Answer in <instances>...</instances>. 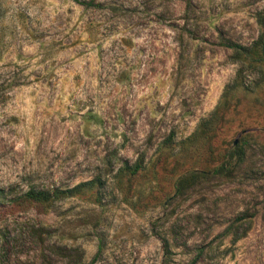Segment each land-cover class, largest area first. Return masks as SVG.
Listing matches in <instances>:
<instances>
[{"label": "rangeland", "instance_id": "rangeland-1", "mask_svg": "<svg viewBox=\"0 0 264 264\" xmlns=\"http://www.w3.org/2000/svg\"><path fill=\"white\" fill-rule=\"evenodd\" d=\"M259 12L0 0V264H264V66L222 45Z\"/></svg>", "mask_w": 264, "mask_h": 264}, {"label": "trees", "instance_id": "trees-1", "mask_svg": "<svg viewBox=\"0 0 264 264\" xmlns=\"http://www.w3.org/2000/svg\"><path fill=\"white\" fill-rule=\"evenodd\" d=\"M78 1V0H75ZM84 5H92L93 2H82ZM256 22L259 27V32L257 38L248 46H242L240 44H236L230 41L222 42V45L229 48L233 51L237 57L241 58V67L236 73L234 84H239L241 81V75L243 73L246 74V71L250 68L256 66H264V12H259L256 15ZM243 150L241 146H236L233 150V157L242 155ZM141 160H138L131 166L130 171L132 173L137 172L141 168ZM227 170L226 165H220L218 169H216L219 173H224ZM92 181H86L79 183L69 189L66 190H55L52 193L45 192L42 190H29L25 192L22 196L25 200L34 201V202H42L49 200L50 198L54 197L56 199L61 198L62 196H70L72 193L79 191L83 187L90 186ZM165 250L167 251V245L165 244Z\"/></svg>", "mask_w": 264, "mask_h": 264}]
</instances>
